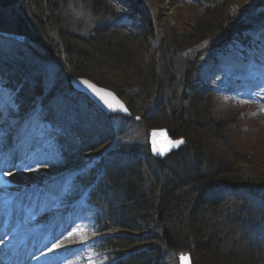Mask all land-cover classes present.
<instances>
[{"label": "trees", "instance_id": "trees-1", "mask_svg": "<svg viewBox=\"0 0 264 264\" xmlns=\"http://www.w3.org/2000/svg\"><path fill=\"white\" fill-rule=\"evenodd\" d=\"M0 1L20 11L11 12L12 21L0 20L1 34L24 36L30 44L27 36L42 42L30 50L31 58L40 61L41 57L54 66L61 63L65 79L85 78L114 92L133 117H140L136 124L143 131L167 129L173 139L185 142L163 160L154 159L146 145L141 156L120 147L116 151L122 160L114 155L101 163L103 176L94 187L92 204L102 211L97 225L111 237L100 244L103 252L118 259L114 264H157L165 253L182 251L191 254L193 264H264V198L258 195L264 193V173L257 170L246 176L240 169L255 168L259 160L244 150V127L239 121L243 113L234 106L231 112L217 113L213 92L196 87L194 64L198 56L220 50L245 30L263 27L264 0H250L260 2L255 13L241 6L227 11L222 4L208 10L192 25L164 37L156 62L145 58L149 17L140 12L146 21L140 28L139 20L129 16L135 11L129 1L130 10L124 11L111 0ZM25 1L30 8L24 7ZM72 3L93 16L84 22L86 28L73 22L67 9ZM118 16L133 23L123 24ZM23 31L28 32L23 35ZM3 61L8 64H0L2 71H14L9 81L18 83L27 77L25 67L18 68L10 54ZM42 85L43 79L21 84L20 109L28 110L42 93ZM66 91L82 98L70 87ZM48 96L40 108L58 132L62 167L64 151L78 158L67 167H76L91 155L101 157L114 137L106 128L92 133L91 124L106 126L103 118L87 124L83 117H64L71 130L64 129V124L55 122L63 113L51 98L47 102ZM86 103L89 116L88 110L95 109Z\"/></svg>", "mask_w": 264, "mask_h": 264}, {"label": "rangeland", "instance_id": "rangeland-1", "mask_svg": "<svg viewBox=\"0 0 264 264\" xmlns=\"http://www.w3.org/2000/svg\"><path fill=\"white\" fill-rule=\"evenodd\" d=\"M117 1V0H113ZM133 7L137 8L139 15L140 28L146 25L145 19L142 20V14L147 12L145 17L151 23V34L147 39L145 48H147V54L145 58L147 60L158 61V44L164 37L168 36L171 32L176 31L182 27H187L192 25L197 18L202 17L208 10H213L219 5H223L224 10L227 11H237L239 6L248 9V11H255L260 6V2H250V0H127ZM3 1H0V20L5 23L11 16V12L16 15L20 14V11L16 10V7H6ZM128 3V2H127ZM26 4V5H25ZM24 7L30 8L28 3L25 1ZM4 5V8L1 7ZM124 8V7H123ZM126 8V7H125ZM124 8V9H125ZM142 8L145 10H142ZM69 13L73 16V22L83 28H86L84 22H89L92 17L89 12H87L79 4H70L67 8ZM134 12V11H133ZM140 12L142 14L140 15ZM19 13V14H18ZM12 21V19L10 20ZM99 21V20H98ZM142 21V22H141ZM16 22V21H15ZM101 25V22H98ZM28 31H23V35L32 33L31 29ZM248 31V32H247ZM243 39H247L244 42L234 41L228 46L223 48V51L217 54L214 51L209 52L204 57L199 56L196 58L195 71L197 72L196 87L201 89L208 88L216 89L215 99H216V112L221 113L222 111H229L230 106L238 107L240 109L244 108L242 111L243 117L239 114V121L244 127L243 130V147L248 153L253 154L258 157V166L255 168L250 165H242L240 168L244 175L251 176L255 171L264 173V29L257 32L255 28H250L245 31ZM28 34V35H29ZM33 34V33H32ZM31 35V34H30ZM33 43L30 44L25 39L24 36L14 35V34H1L0 33V64H3V60L7 58V54L13 57L17 64L21 63L25 76H29L28 83L37 81L38 79H43L42 93L34 99H43L46 95H50L46 98L47 102L54 101L55 108L58 112H62L65 118L73 117L76 120L79 117H83L84 123L89 124L88 121H95V116L97 115L95 111L91 109L88 110L89 116H87V107L83 100L72 96L68 91H66L69 80L64 78L62 74L64 72V66L61 63H57V66L44 63L42 58L40 61H35V59L30 55V50H36V45L41 44L31 36H27ZM201 48V47H200ZM45 52V51H44ZM50 52V51H49ZM48 54H51V52ZM182 55V54H181ZM179 57L178 61L181 59ZM192 55V54H191ZM189 57V55H188ZM237 58L239 62H243V69H240L243 74H250V78L247 83L242 84V74L239 73L238 77L233 74H229L227 78L216 77V71L226 70L231 71L236 69V66L229 63L232 59ZM182 60V59H181ZM62 62V61H61ZM3 66V65H2ZM0 66V71H2ZM14 66V65H13ZM16 68V66H15ZM259 69L260 71L250 72L251 69ZM17 69V68H16ZM5 73V71H3ZM219 72V71H218ZM58 73L61 76H57ZM105 74H108L104 72ZM248 84V87L245 86ZM11 94L4 91L0 84V155L4 154L9 157L15 158L22 157V161L16 162L19 168H12V166H7L2 170V177H4V189L5 192L28 190L29 188L36 187L34 192H28L25 194L31 200V205L38 202L41 207L48 205L50 200L43 202L42 195L47 191L52 195V203L56 211L49 212L45 214V220L54 218L60 211L64 212V193L71 191V188L64 187V167H62L61 162L59 165L58 152L54 142L45 136L46 126L35 120L33 118L28 119H15L11 114L13 113L12 103L8 100ZM45 100V99H43ZM43 100H40L43 101ZM36 103V102H35ZM34 107V103L32 108ZM12 117V118H11ZM234 118L237 115L233 114ZM61 124H64V119H58ZM104 125L95 127L93 124L91 126L92 133H97L96 131L103 132L105 130H110L113 132V141L108 145L114 146L116 150L123 147L127 151H134L140 155V152L144 151V147L147 145V140L149 133L143 131L139 125L136 124L132 119L124 120L121 118H113L108 122H102ZM39 130V134L32 136L27 135V130ZM45 129V130H44ZM32 132V131H31ZM44 134V136L42 135ZM102 135V134H101ZM105 141H107L106 135L103 134ZM29 138V139H27ZM30 141L31 147L28 151H22L21 147H24V143ZM180 141V140H179ZM178 142V141H173ZM183 146L179 143L178 149ZM28 147V148H29ZM26 148V150L28 149ZM177 149V150H178ZM111 154L115 150H109ZM117 152V151H116ZM19 153H24V156H20ZM114 155V154H113ZM141 156V155H140ZM118 160H122V156L117 153ZM6 159V157H5ZM25 159V160H23ZM63 159V158H62ZM117 159H115L117 161ZM47 172L45 175L43 173L42 167L45 166ZM67 181H69L70 176L67 174ZM38 185H43V187ZM48 187V188H46ZM39 188V190H37ZM41 189V190H40ZM13 193H8L11 195ZM13 198V197H11ZM54 201V202H53ZM77 207L85 209L86 205L81 202L77 203ZM61 209V210H59ZM35 210V209H32ZM59 210V211H58ZM42 214L41 216H43ZM36 217V215H35ZM92 220L89 219L86 223H91ZM91 226V224H90ZM93 227V225H92ZM85 228L78 229L80 233H73L78 239H74L70 242L71 247H79L82 244L85 245V237L91 235V230ZM155 235V234H153ZM145 238L151 239L144 235ZM146 247V246H145ZM144 247V248H145ZM87 255L93 260V264H103L102 261L95 256L93 257L90 249L87 251ZM111 255H105V258H109ZM101 257V256H100ZM179 258L177 254L173 252H168L162 255L160 261L157 264H178ZM75 264H91L83 263L81 259ZM190 264H193V259L190 257Z\"/></svg>", "mask_w": 264, "mask_h": 264}, {"label": "bare ground", "instance_id": "bare-ground-1", "mask_svg": "<svg viewBox=\"0 0 264 264\" xmlns=\"http://www.w3.org/2000/svg\"><path fill=\"white\" fill-rule=\"evenodd\" d=\"M10 58L12 60H15L13 57ZM3 63L8 64L7 62H3ZM229 63L236 66V69H232L230 72L229 71L226 72V70H222V71L218 70L219 72L218 71L215 72L216 77L227 78L229 74H233L235 77H238L239 73H241L243 77L242 84L247 83L248 79L250 78V74L249 73L243 74L242 71L240 70L243 69L242 67L244 66V63L239 62L237 58L232 59L231 61H229ZM17 67L21 68L22 64H18ZM260 70L261 68L257 70L254 68L251 69L250 72L252 73L254 71H260ZM245 86L248 87V84ZM29 87L31 88L33 87V85H30ZM0 137H1V133H0ZM21 148L22 151L26 150L25 147H21ZM19 155L24 156V153H19ZM5 160H7L8 167L12 166V168L16 169L19 168L17 167L18 164L17 165L14 164H16V162L22 161V157L20 159V157L17 156H15V158H12L4 154L0 155V164L2 162H5ZM0 168L4 170L5 166L3 167L0 166ZM4 183H5L4 181L0 180V234L2 235L1 236L2 238H0V256H5L9 252L12 255L11 259L7 260L5 263L7 264L12 262L15 264H27V262L31 261V258L29 256L32 255L33 261L30 264H49L52 261L58 260L57 258L64 259V251H65V255L71 254L73 250L68 247H64V240H63L61 241V243L58 242L57 245H54L52 243L46 246L48 247V251H46L47 249L46 247L41 248V254L36 255V250L38 251L41 245L39 244L38 248H33L32 246H34L33 242L37 241L39 237H33V236L29 238L24 237L23 229L24 227H26V222H25L26 219L22 215V213L21 214L19 213V211L22 210L21 206L25 207L26 205H30L29 198H26L25 196H23V194H20L21 192L19 191H22L23 189L16 191L14 193L16 194L15 197H17L15 202L21 206L19 208L17 206L18 213L14 211L12 212L9 208L10 206L6 202L7 193L5 192V189L3 187ZM4 208H7L6 212L3 211ZM60 224H65V223H62L61 221L57 222V220H54L52 222H49L48 224L46 223L45 227H43V230L45 231L53 230L54 233L55 230L58 228V225L61 226ZM36 225L37 223H34L33 225H31V228L39 229L42 231L40 227L39 228L35 227ZM45 240L49 241L48 238H46ZM65 243H69V238L66 239ZM3 263L4 262H2V264ZM54 264H58V263H54Z\"/></svg>", "mask_w": 264, "mask_h": 264}, {"label": "water", "instance_id": "water-1", "mask_svg": "<svg viewBox=\"0 0 264 264\" xmlns=\"http://www.w3.org/2000/svg\"><path fill=\"white\" fill-rule=\"evenodd\" d=\"M71 86L74 90L89 96L90 99L98 107H100L106 115H120L126 118H131V114L127 109L126 105L111 91L100 88L87 79H72ZM106 93H110L111 96L105 95ZM101 96H104V99H101ZM112 97H115V99L118 100L121 105H123V108L115 106ZM104 100H108V102L112 103L114 106L112 108H109L108 105L104 102ZM167 141L172 140L169 138L166 130H154L151 132L149 139V149L153 157L164 158L178 149L179 144L172 141L173 143L169 145ZM158 149L165 150L159 151ZM178 258L179 264H190L189 253H181L179 254Z\"/></svg>", "mask_w": 264, "mask_h": 264}, {"label": "snow or ice", "instance_id": "snow-or-ice-1", "mask_svg": "<svg viewBox=\"0 0 264 264\" xmlns=\"http://www.w3.org/2000/svg\"><path fill=\"white\" fill-rule=\"evenodd\" d=\"M98 94H99V93H98ZM105 95H107V96H111L110 93H106ZM101 99H104V96H101ZM112 100L114 101L115 106H118V107H120V108H123V105H121V104L119 103V101L115 99V97H112ZM104 102L108 105L109 108H112V107L114 106L112 103H109L108 100H104ZM167 143H168L169 145H171L173 142H172V141H167ZM176 143L179 144V143H182V141H178V142H176ZM158 150H159V151H164L165 149H158Z\"/></svg>", "mask_w": 264, "mask_h": 264}]
</instances>
